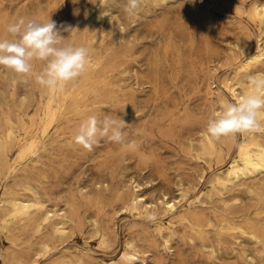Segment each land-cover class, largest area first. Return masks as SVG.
<instances>
[{"label":"rangeland","instance_id":"obj_1","mask_svg":"<svg viewBox=\"0 0 264 264\" xmlns=\"http://www.w3.org/2000/svg\"><path fill=\"white\" fill-rule=\"evenodd\" d=\"M92 2L0 0V38L19 17L51 19L74 29L61 31L66 42L91 52L88 72L56 93L0 67V211L11 192L32 198L24 185L40 195L41 213L68 218L64 236L52 226L34 236L22 223L0 230V264L13 254L34 264L35 253L39 264L73 256L85 264H264V171L216 184L218 172L241 164V144L250 152L264 145V128L220 140L206 131L214 112L250 90L248 75H264V58L252 59L264 47V17L253 7L264 0H143L135 16L126 0ZM90 114L121 118L135 150L106 139L92 150L77 145L75 129ZM31 143L37 154L19 160ZM188 214L203 220L188 225ZM44 236L47 253L35 245ZM128 242L138 260L124 258ZM203 244L222 253L209 259Z\"/></svg>","mask_w":264,"mask_h":264},{"label":"clouds","instance_id":"obj_2","mask_svg":"<svg viewBox=\"0 0 264 264\" xmlns=\"http://www.w3.org/2000/svg\"><path fill=\"white\" fill-rule=\"evenodd\" d=\"M76 2V0H74ZM92 2V0H90ZM194 3L195 0H190ZM93 3V2H92ZM143 0H126L124 11L135 16ZM55 21L19 17L6 27L8 36L0 38V67L19 76H31L45 90L62 92L66 86L88 72L90 49L85 45L66 42ZM37 63L43 68L36 70ZM246 83L250 90L236 102H227L208 119L206 131L214 139L255 132L264 128V75L250 74ZM126 123L111 115L90 114L82 118L74 132V142L87 150L102 139L135 150L136 142L128 140Z\"/></svg>","mask_w":264,"mask_h":264},{"label":"bare ground","instance_id":"obj_3","mask_svg":"<svg viewBox=\"0 0 264 264\" xmlns=\"http://www.w3.org/2000/svg\"><path fill=\"white\" fill-rule=\"evenodd\" d=\"M253 11L256 16L264 17V4H255L253 7ZM261 58H264V47L258 46L257 51L252 59L259 60ZM51 92L56 93L53 91ZM238 99L239 98H237V100ZM46 117L47 126L50 127L54 121L55 113L50 112ZM238 151L241 159V164L237 160L232 161L225 170L220 171L216 174V184L220 187L226 188L232 185L235 181H238L240 178H243L246 174L264 171V145H257L255 149L250 152L249 150H247V147L244 144H241ZM37 152V146L34 143H31L20 150L19 160H24L28 156L36 155ZM136 187L138 186L135 185L134 188L136 189ZM20 190L31 192L32 198L25 199L20 197L19 193L11 192L9 194L10 197L8 198L7 204L5 206H2V209L0 211V230L2 232L11 234L14 230L17 229V227L19 228V225L22 223L24 224V230L32 231L34 236L40 235L43 229L48 226L53 227L55 236H64L66 234L65 225L68 221V218L66 216H59V214H56L52 211L44 210V212L41 213L44 209V203L40 195L36 193L30 186L22 185ZM183 193L184 192L181 191V196H183ZM138 203V200L132 202L133 210L137 209L136 206ZM167 211L173 213L175 211V205L168 202ZM55 219L59 221L54 223ZM181 220L183 222H186V224L191 225L192 222L201 223L203 218L198 215L188 214L187 216L182 217ZM237 229L240 234L248 235L252 241H254L255 243H259L258 238L253 234L247 233L240 227H238ZM157 233L161 235V229H158ZM36 240L37 241L35 242V245H37L38 248L41 249L44 253L50 252L53 249V246L48 237H36ZM163 240L166 244L169 242V239L167 237H164ZM127 248L128 251L125 253L124 258L127 260H130L132 258L138 260V252L136 250L135 244L133 242H128ZM201 250L202 253L209 259H217L218 255L222 253L221 246L212 244H203ZM237 255H240L241 258L247 257L244 251L242 253H237ZM32 258L34 264H39L38 253L32 255ZM20 261L21 258L16 256V254H13L9 259V264H18V262ZM61 264H85V260L80 256H73V258L67 261H62ZM177 264L186 263L179 262ZM198 264H204V261L202 260Z\"/></svg>","mask_w":264,"mask_h":264}]
</instances>
